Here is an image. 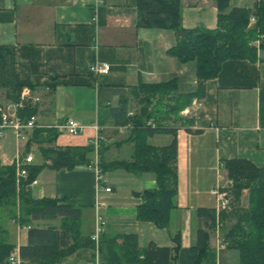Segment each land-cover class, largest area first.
<instances>
[{
  "label": "crops",
  "instance_id": "0c3cea01",
  "mask_svg": "<svg viewBox=\"0 0 264 264\" xmlns=\"http://www.w3.org/2000/svg\"><path fill=\"white\" fill-rule=\"evenodd\" d=\"M95 1L0 0V45L14 49L16 73L33 87L28 88L30 99L26 107L34 110L38 127L57 128L56 124L63 127L67 119L80 126L89 125L77 136L57 131L55 142L42 147H86L95 141L97 134L102 138L99 142L102 150L98 155L88 154L91 162L97 158L106 163L129 162L132 144L127 139L131 128L115 127L110 108L125 98L127 115L132 116L139 110L135 90L140 84L165 83L173 78L180 95L196 93V64L193 61L181 64L167 54L175 45L172 31L136 27L135 0H103L96 6L93 25L90 18ZM227 2L230 9H251L256 0ZM179 4L184 29H215V0H179ZM94 60L108 64V73L93 76L88 68ZM202 86V95L191 100L196 105L189 106L188 126L176 130V208L170 212L168 225L163 229L136 218L142 194L156 188L150 173L109 170L101 188L92 170L87 167L54 170L41 156L38 145L31 144L26 151L30 133H26V140H16L7 130L0 131V165L11 166L18 157L32 155L30 166L42 168L35 177L36 184L27 188L31 197L56 199L62 205L80 209L81 235L93 233L97 214L105 222L100 236L103 240L134 235L139 250L149 244L173 250L176 247L172 239L179 231L180 244L171 257H175V264H189L194 233L201 228L208 233V247L215 253L212 264H239L237 251L222 242L219 225L209 230L194 213L200 208L216 211L214 192L226 191L228 182L221 168L222 160L246 159L258 168L264 167V50L256 47L253 60L224 62L217 76ZM12 105L0 88V109L9 111ZM94 127L98 128L97 133ZM117 136L127 138L116 140ZM171 140L170 134L158 133L148 137L146 143L164 147ZM104 187L110 191L105 192ZM247 197L244 190L242 207L247 206ZM10 210L14 211L10 219L16 226L17 242L6 241L7 232L1 228L5 240H0L12 245V252L18 253V248L27 244L30 228L57 226V221H30L28 226H21L18 209ZM85 223L88 226L84 230ZM94 256L90 250L81 251L60 264H86ZM98 262L101 264L99 258Z\"/></svg>",
  "mask_w": 264,
  "mask_h": 264
},
{
  "label": "trees",
  "instance_id": "16d2710c",
  "mask_svg": "<svg viewBox=\"0 0 264 264\" xmlns=\"http://www.w3.org/2000/svg\"><path fill=\"white\" fill-rule=\"evenodd\" d=\"M215 3L216 27L206 30L181 26L179 0H135L136 27L172 31L175 45L167 54L181 64L195 62L197 92L180 95L174 78L165 83L140 84L135 90L140 104L135 114L127 115L128 101L125 98L109 110L115 127L131 128L127 141L132 144V160L106 163L97 158L96 163L101 173L123 169L131 174H152L156 188L142 194L136 218L159 229L167 227L170 212L176 208V130L179 125L169 124L181 120L178 113L191 103L194 96L202 95L203 83L216 77L224 62L253 60L256 47L264 50V0H256L251 9H230L227 0H215ZM250 16L256 19L253 26H249ZM25 87L33 88L29 81L20 79L16 73L14 49L0 45V88L5 90L6 100L16 103ZM34 114L29 107L17 111L24 121ZM188 124L189 120H186L180 127ZM158 133L172 136L168 146L154 147L146 143L148 137ZM57 135L55 128L36 126L29 134L26 151L31 144H36L49 167L71 171L92 165L88 154L95 152L98 155L102 150L101 144L96 149L92 144L86 147H42L52 145ZM41 168L25 167L27 177L19 180L17 186L14 165H0V207L17 208L21 226H28L30 221H57V226L28 230L27 244L18 248L20 264H60L75 253L88 250L98 256L101 264H175L171 253L177 252L179 247V231L172 239L176 247L173 250L158 248L154 244L139 250L134 235L105 240L99 237L97 244L91 241L90 235H81L80 209L62 205L56 199L31 197L26 186L35 180ZM221 168L231 182L227 189L231 196L229 211L216 213L214 209L200 208L194 216L209 230L219 225L222 242L228 249L237 251L239 264H264V167L258 168L246 159L234 158L222 160ZM244 190L248 193L246 207L240 205ZM194 235L189 264H212L215 253L208 247V233L197 228ZM119 238L122 239L120 243L117 242ZM13 249L12 245L0 240V264H7Z\"/></svg>",
  "mask_w": 264,
  "mask_h": 264
},
{
  "label": "built area",
  "instance_id": "2783aa9c",
  "mask_svg": "<svg viewBox=\"0 0 264 264\" xmlns=\"http://www.w3.org/2000/svg\"><path fill=\"white\" fill-rule=\"evenodd\" d=\"M103 3V0H96L94 7L92 8L91 12V18L90 22L95 25L96 24V6L97 4ZM256 22V19L253 16L249 17V26H253ZM89 72L93 76L97 75H104L107 74L109 71V65L106 63L99 62L97 60H94L92 63L89 64L88 68ZM30 99V91L28 88H23L20 92L18 101L16 103H13L11 109L9 111H3L0 109V131H10L13 133L16 140H26L27 137L25 136L26 133H30L35 127V117L31 116L27 120H22L18 115L17 111L21 110L22 108L26 107L27 102ZM196 105V102L193 101L190 105L191 108H193ZM190 107H187L183 109L180 113L183 116H188L190 114ZM127 128L130 126H126ZM56 129V128H55ZM63 129L66 130V132L69 135L75 136L78 134V132L81 131V126L74 121L73 119H67L64 121ZM94 132H98V128H93ZM102 141V138L99 137L96 134L95 141L91 143L94 146V149L97 148L99 142ZM33 161V157L30 154L25 155L24 157H18L14 162V167L16 170V184L18 186L19 180H24L27 177V171L25 167L30 166V164ZM88 169L92 170L94 174L96 175V181L98 183V186L100 185L101 188H103L102 184H104V180L102 179V173L100 172L99 168L97 167L96 160L92 163V165L87 167ZM36 181L33 180L31 183H29L26 188H29L32 185H35ZM231 186V182H227V189ZM105 192H109L110 189L107 187H104ZM214 194L217 198V207H216V213L218 212H227L230 209L231 204V196L229 195L228 191H219L218 189L215 190ZM96 227L93 233L90 235L91 241H93L95 244H97L99 237L101 236V233L103 231V228L105 226V222L102 219L100 215H96L95 218ZM21 260L19 258L18 253L11 252L7 258V264H20ZM86 264H99L97 255L95 256L94 260H89L86 262Z\"/></svg>",
  "mask_w": 264,
  "mask_h": 264
},
{
  "label": "rangeland",
  "instance_id": "374dc122",
  "mask_svg": "<svg viewBox=\"0 0 264 264\" xmlns=\"http://www.w3.org/2000/svg\"><path fill=\"white\" fill-rule=\"evenodd\" d=\"M137 102V101H136ZM137 105H138V107L140 108V104L137 102ZM190 106V104H188L186 107H184V109L185 108H187V107H189ZM181 112V111H180ZM178 113V118L179 119H181L180 121H178V122H176L175 124H173V123H168L169 125H179V128H181L180 127V124L181 125H183L185 122H186V120L188 119V116H183V115H181V113ZM171 119H173V117L171 116ZM175 119V118H174ZM183 120H185V122L183 121ZM37 126V125H36ZM57 128H56V130L58 131V132H60V133H65L66 132V130L65 129H63V127H61V126H59V125H55ZM38 127V126H37ZM89 129V125H81V131L80 132H78V134L77 135H79V134H81L84 130H86V129ZM105 133H107V131L105 130L104 131ZM77 135H75V136H77ZM26 136V135H25ZM126 136H117V138H115L116 140H118V139H122V140H126ZM22 141L20 142L19 141V144H21L22 145ZM92 154V153H91ZM92 156V155H91ZM107 174H108V172H104V173H102V179L104 180V182H105V180H107ZM233 199V198H232ZM244 200V199H243ZM233 201V204H234V200H232ZM243 204L245 205V202L243 201ZM5 209H7V210H5ZM232 209V208H231ZM11 213H14V211H12V210H10L9 208H3V207H0V228L2 229V230H4V231H6L7 232V235H5L6 237H5V239H6V241H8V242H10V243H12V244H15L16 242H17V238H18V235H17V233H16V226H15V224L14 223H12V221H11V219H10V214ZM230 223V222H229ZM86 224V223H85ZM85 224H83V229L85 230V226H88L87 224L85 225ZM229 225V224H228ZM84 230H82L81 232L83 233L84 232ZM24 231H22L21 232V234L22 235H24ZM3 236L4 235H2V233H0V239H4L3 238ZM4 239V240H5Z\"/></svg>",
  "mask_w": 264,
  "mask_h": 264
}]
</instances>
